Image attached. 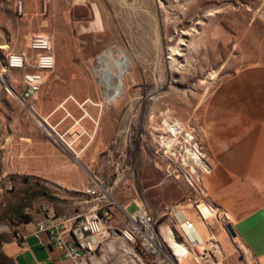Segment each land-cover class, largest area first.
Segmentation results:
<instances>
[{"label": "rangeland", "instance_id": "obj_1", "mask_svg": "<svg viewBox=\"0 0 264 264\" xmlns=\"http://www.w3.org/2000/svg\"><path fill=\"white\" fill-rule=\"evenodd\" d=\"M62 2L64 18H30L18 13L17 0H0V225L7 223L3 214L16 188L18 206L31 187L48 191L38 202L20 199L24 219L48 205L43 199L53 202L57 214L80 212L84 204L78 201L87 197L84 188L96 181L118 203L170 207L160 226L180 231L186 220L199 226L205 221L202 238H214L220 251L215 253L217 264H257L230 215L203 194L201 180L211 166L200 135L215 84L239 67L264 64V0ZM97 13L101 21L94 23ZM37 36L51 43L55 65L45 72L36 97L22 100L23 69L10 67L9 60L24 54L26 69L35 70L38 51L30 41ZM58 59L73 62L75 69L57 71ZM121 61L130 68L122 93L110 101L111 88L102 79L115 83ZM72 82L76 85L69 86ZM87 98L91 102L84 103ZM166 116L191 132L208 171L197 168L194 173L189 162L167 173L162 145L170 144L161 142L168 136ZM186 177L195 180L196 188ZM202 203L213 208L206 219L200 215L209 210L197 208ZM134 209L128 206L129 212ZM126 220L115 210L111 222L120 228ZM112 237L106 236L97 256H108L102 264H127V244ZM148 258V264H171L164 254ZM192 258L189 254L194 264ZM0 264H6L1 255Z\"/></svg>", "mask_w": 264, "mask_h": 264}, {"label": "crops", "instance_id": "obj_2", "mask_svg": "<svg viewBox=\"0 0 264 264\" xmlns=\"http://www.w3.org/2000/svg\"><path fill=\"white\" fill-rule=\"evenodd\" d=\"M17 4L18 13L24 11L30 18L43 15L44 18H64L62 0H17ZM100 21L101 16L95 14L93 22ZM56 65L57 71L75 69V64L69 60L58 59ZM86 101L91 102L89 98L84 103ZM200 143L211 166L210 172L201 180L204 196L230 215L237 236L256 263L264 264L263 63L239 67L215 84L202 116ZM36 189L31 187L22 193L23 198H19L29 203L41 201L40 197L46 196L48 191ZM11 199L3 214L7 223L0 225V255L4 262L73 264L50 243L46 232H35V224L42 217L40 209L21 219L23 208L20 199L18 206V188L14 189ZM42 201L54 210L52 201ZM134 201L121 204L135 205ZM78 203L85 204V200ZM197 208L199 212L213 209L205 203ZM193 231L200 237L198 228Z\"/></svg>", "mask_w": 264, "mask_h": 264}, {"label": "built area", "instance_id": "obj_3", "mask_svg": "<svg viewBox=\"0 0 264 264\" xmlns=\"http://www.w3.org/2000/svg\"><path fill=\"white\" fill-rule=\"evenodd\" d=\"M31 47L38 51L35 57V70L26 69L27 58L24 54L11 56L10 67L23 69L20 85L21 99H34L45 80V72L55 65V59L51 43L43 36L31 38ZM65 109V108H64ZM68 115L69 112L66 111ZM58 138H62L55 128H52ZM170 146H163L162 157L166 160V171L172 174L177 166H188L191 159L187 156V148H199L198 143L186 141L183 133ZM178 135V134H177ZM194 138V137H193ZM195 145V146H194ZM174 150V151H172ZM204 155L202 154V158ZM190 162V163H189ZM173 164L174 168L171 167ZM174 169V170H173ZM189 184L196 188L195 180L186 177ZM86 194L85 204L80 212L74 214H57L50 206L42 205V217L35 224V232H46L50 243L59 248L65 258L73 264H102L108 256H97V249L103 243L106 236L112 234V238H121L127 244L124 255L127 264H148V257H158L169 253L161 234L159 220L171 214L172 209L167 205L150 207L145 202L135 203V209L128 211L127 204L118 203L110 192L99 182H92L84 188ZM205 195V193H203ZM118 211L127 218L126 223L120 228L112 224L114 212ZM183 230L191 229V223L187 220L180 224ZM186 227V228H184ZM168 228L173 240L185 246L193 257L194 264H217L214 238L200 239L196 233L193 237L185 235L177 229ZM107 233V235L105 234ZM187 237V238H186ZM177 238L181 240L178 241ZM165 247V248H164ZM163 248L167 253L163 252Z\"/></svg>", "mask_w": 264, "mask_h": 264}, {"label": "bare ground", "instance_id": "obj_4", "mask_svg": "<svg viewBox=\"0 0 264 264\" xmlns=\"http://www.w3.org/2000/svg\"><path fill=\"white\" fill-rule=\"evenodd\" d=\"M100 59L102 60L103 58L101 57ZM129 68H130V65L127 61L126 62L121 61L118 63L117 71L114 75L116 77L115 83L110 82L108 77L102 79L105 82V84L109 85V87L111 88L112 93L110 95H108V97H107L110 101L114 100L115 98H117L122 93V91H123V77ZM105 74H109V73L106 72ZM0 78L3 79L2 73H0ZM67 99L68 98H66L63 101V103H65ZM61 106L63 107V104ZM42 125H44V124H42ZM163 129L168 132L167 133L168 136L161 137V139H162L161 142L170 144L169 146H166V148L170 149V146L173 145V143L177 140V134H179V133H183V134L185 133L184 136H185L186 141L193 144L191 140L193 139L194 136L191 134L190 131H186L180 122L171 121L166 116L163 119ZM186 150H187V156L192 160L191 164H190V169L192 172L197 173V168H199L201 171H208V167L206 166V164L204 163L203 158H202L203 153L200 151L199 148H196V147L195 148H187ZM211 214H212V210H209L204 215H200V216L203 219H206ZM188 222H190V221H188ZM190 223L192 226L191 229L183 230L181 228V226H179L180 231L185 235L187 234L190 237H193V235H194L193 228H195V230L198 228V233L200 234L199 238L202 239L203 234L206 233V229H207L206 224L207 223L205 221H203L202 226H199L197 224L195 225V224H193V222H190ZM184 228H186V227H184ZM161 234H162L163 240L165 242V246L168 248V251H169V253L166 255L167 260L171 264H191L189 259H188L189 258V252H188L187 248L185 246L179 244L175 240H173V238L171 237L170 230L168 228H165L162 226L161 227ZM215 252L220 254V251L217 248H216Z\"/></svg>", "mask_w": 264, "mask_h": 264}, {"label": "water", "instance_id": "obj_5", "mask_svg": "<svg viewBox=\"0 0 264 264\" xmlns=\"http://www.w3.org/2000/svg\"><path fill=\"white\" fill-rule=\"evenodd\" d=\"M2 80V79H1ZM3 81V80H2ZM4 82V81H3ZM227 228H228V230L232 233V234H234V231L232 230V228H231V226L230 225H227L226 226Z\"/></svg>", "mask_w": 264, "mask_h": 264}]
</instances>
